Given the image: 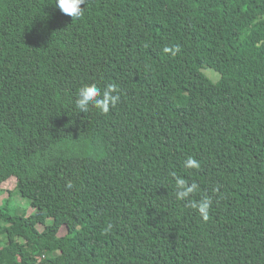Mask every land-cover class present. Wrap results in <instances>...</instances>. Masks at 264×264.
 I'll list each match as a JSON object with an SVG mask.
<instances>
[{
	"label": "trees",
	"instance_id": "obj_1",
	"mask_svg": "<svg viewBox=\"0 0 264 264\" xmlns=\"http://www.w3.org/2000/svg\"><path fill=\"white\" fill-rule=\"evenodd\" d=\"M0 201V264H264V0H0Z\"/></svg>",
	"mask_w": 264,
	"mask_h": 264
},
{
	"label": "clouds",
	"instance_id": "obj_2",
	"mask_svg": "<svg viewBox=\"0 0 264 264\" xmlns=\"http://www.w3.org/2000/svg\"><path fill=\"white\" fill-rule=\"evenodd\" d=\"M86 2L87 0H55V7L58 8L62 14L74 20L84 15ZM81 5H84V7H81ZM175 51H178V48L175 50L167 47L164 48L165 53L171 52L175 54ZM120 99L119 86L116 83H109L104 86L103 89L95 83L86 84L78 91L75 99V108L79 110V113H85L89 111L90 107H94L101 113L106 114L119 103ZM184 167L188 169H199L200 162L189 156L184 161ZM171 175L175 180V198L177 200H187L191 194L197 191L198 186L196 183L189 184L185 178L177 176L175 172ZM67 187L71 188V183H69ZM190 206L196 209L203 219L207 220L212 206V199L205 195L199 201L190 202ZM110 228L111 225H109L105 231H109Z\"/></svg>",
	"mask_w": 264,
	"mask_h": 264
},
{
	"label": "rangeland",
	"instance_id": "obj_3",
	"mask_svg": "<svg viewBox=\"0 0 264 264\" xmlns=\"http://www.w3.org/2000/svg\"><path fill=\"white\" fill-rule=\"evenodd\" d=\"M201 72L213 83L217 82L220 79V75L210 68H203ZM1 189L4 191L1 199L8 198L12 211H16L17 213H21L22 211H26V214H30L32 208L30 207V201L21 196L17 187L15 178L7 179L2 185ZM1 203V201H0ZM49 221L43 220L41 217H37L35 221V226L39 231H42L46 224ZM1 245H5L7 243V239L5 234L0 235Z\"/></svg>",
	"mask_w": 264,
	"mask_h": 264
}]
</instances>
